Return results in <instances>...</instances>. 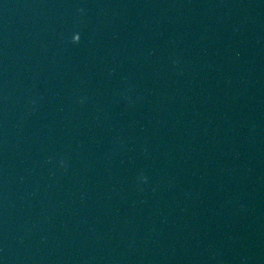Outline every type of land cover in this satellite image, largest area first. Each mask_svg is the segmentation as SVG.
Instances as JSON below:
<instances>
[{
	"label": "water",
	"instance_id": "obj_1",
	"mask_svg": "<svg viewBox=\"0 0 264 264\" xmlns=\"http://www.w3.org/2000/svg\"><path fill=\"white\" fill-rule=\"evenodd\" d=\"M0 264H264V0H0Z\"/></svg>",
	"mask_w": 264,
	"mask_h": 264
},
{
	"label": "snow or ice",
	"instance_id": "obj_2",
	"mask_svg": "<svg viewBox=\"0 0 264 264\" xmlns=\"http://www.w3.org/2000/svg\"><path fill=\"white\" fill-rule=\"evenodd\" d=\"M77 42H78V41H77ZM77 42H76V43H77Z\"/></svg>",
	"mask_w": 264,
	"mask_h": 264
}]
</instances>
